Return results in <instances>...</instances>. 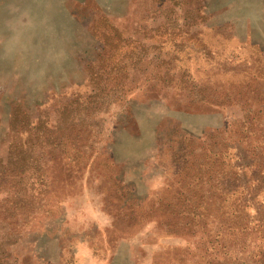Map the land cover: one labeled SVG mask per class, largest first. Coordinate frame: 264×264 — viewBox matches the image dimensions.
<instances>
[{
  "label": "rangeland",
  "instance_id": "rangeland-1",
  "mask_svg": "<svg viewBox=\"0 0 264 264\" xmlns=\"http://www.w3.org/2000/svg\"><path fill=\"white\" fill-rule=\"evenodd\" d=\"M0 264H264V0H0Z\"/></svg>",
  "mask_w": 264,
  "mask_h": 264
}]
</instances>
